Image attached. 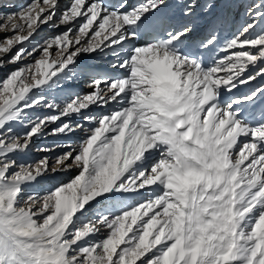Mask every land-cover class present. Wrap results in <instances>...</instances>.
I'll return each instance as SVG.
<instances>
[{
  "label": "snow or ice",
  "instance_id": "snow-or-ice-1",
  "mask_svg": "<svg viewBox=\"0 0 264 264\" xmlns=\"http://www.w3.org/2000/svg\"><path fill=\"white\" fill-rule=\"evenodd\" d=\"M224 2L0 12V264H264V0Z\"/></svg>",
  "mask_w": 264,
  "mask_h": 264
},
{
  "label": "bare ground",
  "instance_id": "bare-ground-1",
  "mask_svg": "<svg viewBox=\"0 0 264 264\" xmlns=\"http://www.w3.org/2000/svg\"><path fill=\"white\" fill-rule=\"evenodd\" d=\"M3 4H6V6H8L9 4H14V3H19V0H0ZM62 2H67V0H62ZM3 6V5H2ZM50 34L51 30L47 29V27H45L43 30H42V36H41V39L45 38L44 35L45 34ZM109 60L112 59L111 57L108 58ZM96 62V61H99L101 63H103V66L104 67H107L106 65L108 64L107 60L104 59V58H98V59H91V58H88V57H85L84 60L82 61L83 64H88L90 62ZM14 66H11L9 65L7 67V71H5V73H2L4 75H7L8 72H10L12 69H13ZM113 70L111 71H108V72H102L100 70H95V72H99V73H112ZM73 87H76V89H73ZM71 89L73 91H76V92H81V93H86L88 91H90L89 88L86 87V81H80L78 83H75L73 85H71ZM50 142L52 143V145L56 144L58 142L57 138L56 137H49ZM57 151H61V149H57ZM25 159V158H24ZM27 160V159H25ZM67 179V177H51L49 178L46 182H44L37 190L38 191H43L49 187H51L52 185H55L59 182H62V181H65Z\"/></svg>",
  "mask_w": 264,
  "mask_h": 264
},
{
  "label": "rangeland",
  "instance_id": "rangeland-1",
  "mask_svg": "<svg viewBox=\"0 0 264 264\" xmlns=\"http://www.w3.org/2000/svg\"><path fill=\"white\" fill-rule=\"evenodd\" d=\"M20 2H22V4H21V5H18ZM19 3L9 4L8 6H6V4H3V3L0 1V12H3V13H11V12H15V11H17L18 9H20L21 7H23V6H25V5L29 4V3H31V0H19ZM2 5H3V6H2ZM59 31H63V29L51 30L50 34H48V32H47V34H45L44 37L46 38V37H48V36H50V35H54V34H56V32H59ZM2 36H3V34L0 33V38H2ZM92 62H94V61H92ZM92 62H90V63H88V64H84V65H86V66L88 67V66H90V65L92 64ZM94 63H95V62H94ZM104 68H106L107 71H106ZM7 70H8V69L5 68V69L3 70L2 73H5V71H7ZM97 70H99V69H97ZM100 71H102V72H108V71H111V69L107 66V67H102V68L100 69ZM2 73H0V76H3V75H4V74H2ZM73 89H76V87H73ZM49 137H50V136H49ZM49 137H47L46 139L37 140V141H36V145H37V146H38V145H52V143L50 142V140H48ZM41 155H43V153H38V152H36V151H32V153H31L29 156H27V157H23V159L25 158V159H27V160H36V159H39V157H40Z\"/></svg>",
  "mask_w": 264,
  "mask_h": 264
}]
</instances>
